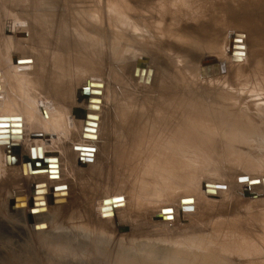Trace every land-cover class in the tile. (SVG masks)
I'll use <instances>...</instances> for the list:
<instances>
[{
	"label": "bare ground",
	"instance_id": "obj_1",
	"mask_svg": "<svg viewBox=\"0 0 264 264\" xmlns=\"http://www.w3.org/2000/svg\"><path fill=\"white\" fill-rule=\"evenodd\" d=\"M189 3H191L190 0H0V182L13 183L11 186L15 189L12 190L9 200L11 204H8V201L5 203L8 212L14 210L15 213L24 215L23 218L28 224L38 220L37 217L32 218V215L40 213L44 216L41 219L47 221L50 226L48 229L50 228L51 239L57 231L63 232L64 237L69 240L73 238L71 228L73 217L79 212L77 210H80L84 217L82 226L94 224L101 233H113L112 220L115 222L117 215L121 213V208L117 209L120 205L127 206L126 199L114 201L120 196H112L111 211L108 207L103 208L104 205L101 202L97 208L89 201L83 202L84 206L78 207L76 195L73 203L67 202L71 184L79 182L81 176L79 173L81 171L78 172L73 164V158L77 152L74 146L96 150L95 144L99 142L100 129L105 155L113 153L126 176H129L130 172L134 173L133 177L139 179L135 189L137 187L141 191L146 190L155 194L156 199H164L161 202L170 203L177 198L175 196L169 200L171 197L169 185L174 181L173 173L177 162L184 163V159L188 157L190 164L187 170L184 171L183 168L180 171H184L185 174L177 176L176 179L183 183L182 191L186 193L183 197L187 201H196L198 204L202 197L199 198L198 194L190 192L194 190L197 183L195 169L199 164L207 167L211 163L210 159H214L215 155L223 157L219 152L223 142L228 144L246 139H264V105H260L259 102V97L264 102V68L257 66L256 63L260 57H264V30L261 31V28H264V21L259 22L255 19L254 25L258 27L257 31H248L246 41L243 39L241 44L238 42L234 44V39L229 41L226 38L225 46H222L219 39L222 33L220 29H225V23L213 17L207 19L205 15L181 12L184 7H188ZM253 14L255 16L260 14L264 18L262 12ZM243 23L249 30V22L243 20ZM234 37L238 38V36ZM132 43H139L148 49L149 53L154 54L156 66L163 61L170 65L169 57H174L172 54L175 55V51L181 49L182 56L180 54L179 56L184 63L183 71L180 72L179 68V76L185 83L190 82V76L185 78L187 77L185 75L192 76L190 72L194 71L191 64H195L202 54L208 55L213 51V54L216 53L219 59L224 61L222 50L225 48V51L231 54L227 62L230 66L232 64V68L225 70L227 73H224V76L218 64L213 61H204V67L201 65L197 69V77L199 78L200 70H204L209 65L210 77L224 76L222 77L223 85L216 90L213 85H209L210 88L214 87L213 93L201 91L199 93L201 96L195 97L187 90L188 86H185V83L183 86V83L179 84V81L170 79L167 66L162 67L161 76L158 77V81H155L157 75L154 70L151 69V75H148L150 68L147 66L142 71L137 67L138 65H135L143 61L137 59L133 66V73L137 76L136 81L139 82L140 75H143L144 80L148 78L153 92L150 95L131 94L122 80V84L126 85L124 94L129 98H124L126 100L123 101L119 93H114L113 98L117 101L114 103V110H109V113L105 115L104 120L107 122L100 128L99 116L104 86L99 76L104 77L103 74L106 71L114 70L105 62L106 57H118L123 48ZM232 47L241 49V52L232 51ZM105 48H110L109 52ZM115 51L119 54H115ZM242 51H244L243 56L233 54L234 52L242 53ZM175 56L178 57V55ZM159 62L160 64H157ZM214 64L216 65L213 66ZM234 64L237 67L233 66ZM158 67L161 68V66ZM184 71L186 74L183 76ZM78 72H94L95 77L91 82L101 86L91 89L100 91L101 94L91 95L89 98L100 102L99 110L89 109L84 98L81 105L73 101L74 91L77 89V95L75 94L77 99L82 91L79 80H76ZM241 72L244 78L239 80ZM254 74L259 75V78ZM123 77L125 78V75ZM188 79L189 81H186ZM143 84L145 85L144 82ZM236 87L239 93L233 92ZM193 90L192 88L191 91ZM245 92L243 97L242 93ZM202 96L207 99L212 98L210 100L212 105H207L206 101H200L199 97ZM118 103L123 104L116 107ZM80 109H84L88 119L83 116V120H80ZM94 117H97V120L92 119ZM256 117L263 119L261 123L259 118L263 126L257 123ZM78 121L82 123L80 129ZM84 122L95 123V126H86ZM78 131L80 134L75 143L74 133ZM120 138L123 140L121 142L123 147L115 143V148L112 149L110 144L114 139ZM65 145H71L70 152L64 150ZM233 146H235L234 143ZM3 147L6 148L4 158H2ZM38 147L42 158L57 160L55 176H51L52 174L48 172H38L36 168L31 167L34 163L31 161V149L34 148L32 156L37 157ZM13 153L17 154V158L7 159V156ZM78 154L76 161L80 158ZM228 156L233 158L231 152ZM22 157L25 161H22ZM84 157L80 160L81 165L94 160L96 154L92 157ZM144 158H146L145 163L140 165ZM152 158L158 162L150 167L149 159ZM225 162L229 164L228 161ZM93 166L96 170L98 169L97 165ZM101 168L103 170L102 166ZM177 168L178 166L175 169ZM21 174L27 175L29 180H32L35 189H40L39 192L28 197V200L25 195H18L20 179H15ZM263 177L260 178L262 191H264V184L261 181ZM11 180L14 181L11 182ZM59 183L62 186H58ZM208 184L216 185L217 183L209 182ZM133 185L134 183L131 186ZM229 191L226 190L231 195ZM205 193V195H215L217 189L213 188L214 194ZM180 196L182 198V195ZM48 206L52 209L48 210ZM230 206L233 207V204ZM35 210L37 211L34 213ZM161 211L164 217L173 219L172 208L164 206L159 209V212ZM48 214L49 217H46ZM19 219H8V222H11V225L16 224ZM132 221L137 226H143L145 222L142 212H136ZM166 221L168 220L159 222ZM241 232L243 233L242 230ZM29 241L35 249H32L30 244H26L30 249L28 253L33 260L38 261L35 254L39 252V240L29 238Z\"/></svg>",
	"mask_w": 264,
	"mask_h": 264
},
{
	"label": "rangeland",
	"instance_id": "obj_2",
	"mask_svg": "<svg viewBox=\"0 0 264 264\" xmlns=\"http://www.w3.org/2000/svg\"><path fill=\"white\" fill-rule=\"evenodd\" d=\"M190 2L188 7H184L181 12L205 15L207 19L213 17V19L221 20L225 23V29H220L222 36L220 35L219 39H221L222 46H225L227 39L229 41L231 39H240L239 41L241 42H238V44H241L243 39L246 41L248 31H257L258 27L254 25L255 19H258L257 21L259 22L264 21V18H262L260 14L258 16L253 14H256V12H262L264 14V0H199L198 2L190 0ZM243 20L249 22V30L244 26ZM96 26L100 27L99 25ZM161 27L162 26H160V28ZM263 30L264 28H261V31ZM234 36H238V38ZM233 43L236 44L237 42ZM109 49L105 48L106 51ZM233 50L241 52V49H233L232 47V51ZM147 51L148 49L141 44L132 43L127 47L125 46L118 57H106L105 62L108 66L113 67L114 70L110 72L106 71L105 74H103L104 77L99 76L104 86L101 113L99 116L101 119L99 124L100 128L103 123L105 124V122H107V120H104L106 117L105 115L109 113V110H114V103L117 102L115 98H113L114 93H119L120 99L125 101L126 99L124 98H129L123 91L126 87L131 94L150 95L151 92H153L148 82L144 85L136 81V73H133L135 60L138 59L139 61H143L146 63V68L148 66L150 69L154 70V73H156L155 75H157L155 81H158V77L161 76L162 67L167 66L169 70L167 74L170 79L179 81V84L183 83L184 86L185 82L182 80V77L179 76V68L181 72L184 63L179 56V54L182 56L181 49L175 51V55H178V57L174 54H172L174 57H169L170 59H168V61L170 65L163 61L162 64H160V62L157 63L160 64L157 66L154 60V54ZM222 51V59L224 61L219 59L218 55L216 53L213 54L212 51V54H202L198 57L195 64H191L194 69L193 72H190L192 76L189 74L187 75L185 71L184 74L182 73L183 76L186 74L185 76L187 77L185 78H189L190 76V82L185 83V86H188L187 90L190 94L193 93V96L197 97L201 96L199 94L201 91L213 93L214 89L216 90V88L222 87V77L225 76L224 73H227L228 69L232 68V64L230 66V63L227 62V59L228 61L230 60L228 56L231 54H228L229 52L227 53L225 48H223ZM224 52L227 54L225 55ZM115 54H119V52L115 51ZM242 54L244 55V51H242ZM150 56H152V58H150ZM174 60L176 62L179 61L181 64L179 65V63H176ZM209 60L220 66V72L224 76L220 78L216 76V78L210 77L204 79L200 77L199 74V78L197 77L198 67L201 65L204 67V61ZM256 63L258 64L257 66H262L264 68V57H260ZM135 66H137V64ZM158 66H161V68ZM233 66L237 67L235 64ZM3 67L5 66L3 65ZM225 70L227 71L225 72ZM122 74L125 75V78ZM77 75L78 79L76 80H79L78 82H80V85H78L82 86V88L79 87L81 90L87 88L88 82L94 80L95 77L94 72H78ZM105 75H107L109 79ZM254 75L259 78V75ZM243 76V72H241L238 79H243ZM177 77L181 79L179 80ZM102 78H104V80ZM189 79L186 81H189ZM122 80H124L127 86L124 85V83L122 84ZM189 83L191 87H189L190 85H186ZM214 84L217 85L215 86ZM209 85H213L215 88L211 87V89ZM124 86L126 87L124 88ZM144 86L147 87L145 88ZM192 88L194 89L193 92L191 91ZM237 89V87L234 88L233 92L239 93ZM75 91L73 101L78 100L77 97H75L77 95V89ZM189 92L187 93L189 94ZM242 94L244 97L246 92ZM211 99L212 98L207 99L204 96L201 98L199 97V100L206 101L207 105H212V102H210ZM259 99L260 105H264L261 97H259ZM81 102L82 101H80V103L77 102V104L81 105ZM122 104L123 103H118L116 107ZM79 118L83 120L82 116ZM259 118L261 123L263 122L261 117H256L258 124L260 123ZM77 123L80 129L82 123L80 121ZM263 124H261V126H263ZM24 125L28 127L26 124ZM79 131L78 133H74L77 137L74 136L75 143L77 142L76 139L79 138ZM99 132V142L95 144L96 150L94 149V153L92 154H96V158L92 160L93 163L91 161L78 165L75 159L79 152H75L73 164L78 172L81 171L79 172L81 176L79 182L71 184L72 188H70V196L67 202L68 204L71 202L73 203L76 199L77 206L79 207L84 206L82 204L83 202L89 201L95 208H97L99 206L98 204L101 202L104 205L103 208L108 207L109 211H111L112 196H122L127 200V206L124 207V204L117 208H121L122 211L117 215V220L115 222L112 220L111 215H109L110 220H112L113 233H101L94 224L87 227L82 226L84 224V217L80 213V210H77L79 212L74 215L73 227L71 228L74 233H72L73 238L69 240L64 237L63 232L57 231L60 233V236L56 232L52 236L53 239H51L50 228L48 229L50 226L47 224V221L41 219L44 216H41L40 213L34 214V216L32 215V218L37 217L36 219L38 220L35 219L36 221L33 220V222L28 224L25 222V218H23L24 215L21 216V214L15 213L14 210L10 212L6 210L5 203L8 201L9 204L12 190L15 189L11 186L13 183L9 184L3 181L0 182V245L2 243L0 246V264H240L242 262H245L242 264H264V191L260 189V178L264 176V139H246L244 141L231 142L228 144L223 142L222 144L224 146L221 144V147H219V152L223 157L215 155L214 159H210L209 162L211 163L208 162L209 166L205 167V165L200 164L197 166V169H195L197 170V183L194 190L190 193L198 194L199 198L202 197L199 199L200 204H197L196 201H187V199L183 197V194H186L182 191L183 183L176 179L177 176L185 174L183 172L185 169L187 170V166L190 164L188 157L184 159V163L177 162L173 173L174 181L169 185V196H171L169 200L175 196H177V198L174 199L173 203H170L166 201L161 202L164 199H156L155 194L147 192L146 190L141 191L137 187L135 189L139 179L135 176L133 177V172H130L129 176H126L122 167L118 165L113 153L105 155L101 129ZM122 141L121 138L117 140L114 139L110 146L112 149L115 148V143L122 146ZM233 143L235 146H233ZM70 147L71 145L63 146L64 150L66 149L65 151L68 152H70ZM223 147H226V149L228 148V150L230 147L231 151ZM232 148L236 149L232 150ZM247 148L249 150H247ZM4 152L6 154V148L3 147L2 158H4ZM230 152L233 158H229L228 153ZM144 159L145 160L140 162V165L145 163L146 158ZM149 160L151 161L149 164L150 167H153L155 163L158 162L155 158ZM225 161H228L229 164ZM212 163H214V165H212ZM94 164L98 166L97 170L96 167L93 166ZM140 165L138 167H140ZM177 166L178 168L175 169ZM183 168L184 171L180 172ZM63 170L62 172L64 173ZM66 178L68 179V177ZM19 179L21 193L19 192L18 195H25L28 200V197L40 191V189H35V185L32 180H29L27 175L21 174L19 178L15 180ZM263 179L261 181H263ZM255 180L258 182H255ZM12 181L14 180H11V182ZM209 182L217 183L216 185H221L223 187H218L217 194L215 195H205L207 191L205 189L203 190L202 185L208 184ZM61 183H59L58 186H62ZM133 183L134 185L131 186ZM226 190H230L229 192H231L233 196L226 192ZM75 195L76 197L74 199ZM180 195H182V198ZM230 199H232V201ZM233 200H235L234 202L236 203H234ZM106 201L107 203H104ZM231 204H233V207L230 206ZM115 205H113V210L116 209ZM164 206L172 208L174 216L172 220L162 222V224L159 221H154V217L160 213L159 209ZM28 208L29 206L27 205V209ZM49 209L52 208L48 206V210ZM95 210L97 211V209ZM36 211L37 210H35L34 213ZM140 211L142 212V217L145 222L141 227L140 225L137 226L136 223L132 221V217L134 218L136 212ZM46 217H49V214ZM6 218L20 219L16 224L11 225V222H8ZM93 219L95 218L93 217ZM25 228L29 231H26ZM237 228L239 230L241 229L243 233ZM29 238H38L39 240V252L35 254L33 251V253L37 255L36 258L38 261L35 259L33 260L28 253L30 249L26 244H30L32 249H35L29 241ZM51 240L52 242H50ZM21 243H23L24 246ZM50 243H52V245ZM12 252H14V254ZM257 259L260 261L258 262Z\"/></svg>",
	"mask_w": 264,
	"mask_h": 264
},
{
	"label": "water",
	"instance_id": "obj_3",
	"mask_svg": "<svg viewBox=\"0 0 264 264\" xmlns=\"http://www.w3.org/2000/svg\"><path fill=\"white\" fill-rule=\"evenodd\" d=\"M239 40L240 39H234L233 41L234 42H241ZM233 54L238 55V56L239 55L242 56V53H238V52H234ZM137 65H138V68L142 69V71H144L145 68H146L145 67L146 63H144V62H140ZM215 65L216 64H214L213 66H215ZM148 75H151V69L148 70ZM210 76H211V71L209 69V65H207L204 70H202V69L200 70V77L206 78V77H210ZM139 82L147 83L149 81H148V78H146L144 80L143 75H140ZM100 86H101L100 84H96V83L90 82L87 88L82 89V91L80 93V97L78 98L77 102L82 101V99L84 98L85 103L88 104V108L89 109L99 110L100 102L98 100L89 98V96H91V95L95 96L96 94L100 95L101 94L100 91H95V90L91 89V88H99ZM79 113H80V116H82V117L84 116L87 119L89 118V117H87V115H85L84 109H80ZM92 119L97 120V117H94ZM84 125H86V126H88V125L95 126V123L88 124V123L84 122ZM33 150H34V148L31 149V161H33L34 163H32L33 165L31 167L32 168H36L38 172H48V173H50V175L52 174L51 176H55L57 174V171L55 169L56 168L55 164H57V160L55 158H52V159L42 158L41 155H40V148L39 147L36 149L37 150V154H38L37 157L32 156V154H34ZM36 150H35V152H36ZM74 150L78 151L79 154H80V158L77 159L78 165L80 164V160L84 156L92 157V154L94 153V148H84V147H78L77 148V147H74ZM15 158H17V154L16 153H13V155L11 154V155L7 156V159H11V160H14ZM22 161H25L24 157H22ZM255 182H258V181L255 180ZM263 184H264V179H263ZM218 187H223V186H221V185H207V184H203L202 185L203 190L206 189V191L210 192V193L213 192V188L218 189ZM122 199H123V197L120 196L117 199H114V201L115 200H122ZM9 204H11V202ZM162 213H163V211H161L159 214H157L154 217V221L169 220L168 218L164 217L162 215Z\"/></svg>",
	"mask_w": 264,
	"mask_h": 264
}]
</instances>
